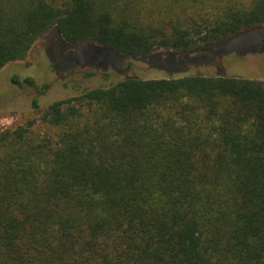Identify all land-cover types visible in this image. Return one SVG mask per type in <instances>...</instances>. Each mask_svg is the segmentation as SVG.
Masks as SVG:
<instances>
[{
    "label": "trees",
    "instance_id": "16d2710c",
    "mask_svg": "<svg viewBox=\"0 0 264 264\" xmlns=\"http://www.w3.org/2000/svg\"><path fill=\"white\" fill-rule=\"evenodd\" d=\"M259 27L264 0H0V70L51 30L174 66ZM40 122L0 133V264H264V82L135 70Z\"/></svg>",
    "mask_w": 264,
    "mask_h": 264
},
{
    "label": "rangeland",
    "instance_id": "374dc122",
    "mask_svg": "<svg viewBox=\"0 0 264 264\" xmlns=\"http://www.w3.org/2000/svg\"><path fill=\"white\" fill-rule=\"evenodd\" d=\"M255 29L237 41L210 46L212 52L224 51L225 57L204 63L210 58L204 57L207 51L202 48L178 54L185 61L174 66L165 63L167 54L163 51L156 53L161 55L160 61L154 54L133 59L93 44L72 46L56 30H51L32 45L22 60L10 62L0 70V133L32 122L35 135H47L55 140V130L40 122L42 112L52 103L109 85L135 70L147 77L184 73L264 82V53L253 51L258 49L264 27ZM34 100L38 110L33 108Z\"/></svg>",
    "mask_w": 264,
    "mask_h": 264
}]
</instances>
